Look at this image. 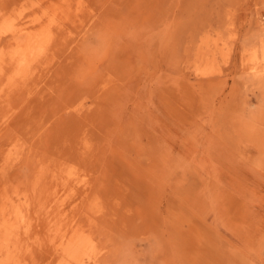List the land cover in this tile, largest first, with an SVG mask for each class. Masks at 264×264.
<instances>
[{"label": "rangeland", "instance_id": "374dc122", "mask_svg": "<svg viewBox=\"0 0 264 264\" xmlns=\"http://www.w3.org/2000/svg\"><path fill=\"white\" fill-rule=\"evenodd\" d=\"M0 264H264V0H0Z\"/></svg>", "mask_w": 264, "mask_h": 264}, {"label": "bare ground", "instance_id": "6f19581e", "mask_svg": "<svg viewBox=\"0 0 264 264\" xmlns=\"http://www.w3.org/2000/svg\"><path fill=\"white\" fill-rule=\"evenodd\" d=\"M203 58H205V56L203 57ZM203 58H202V61H203ZM206 61V62H205ZM204 63H200L199 64V67H198V69H199V72H201V74L202 75H206L207 73H209V71H210V67H211V65H210V60L209 59H206L205 58V60L203 61ZM74 247L72 246V245H69L68 246V252H73V249ZM77 249V248H76ZM76 250H74V252H75ZM83 252V251H82ZM86 254V253H85Z\"/></svg>", "mask_w": 264, "mask_h": 264}]
</instances>
